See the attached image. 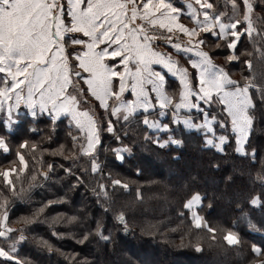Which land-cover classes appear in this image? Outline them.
I'll list each match as a JSON object with an SVG mask.
<instances>
[{"label": "trees", "instance_id": "obj_1", "mask_svg": "<svg viewBox=\"0 0 264 264\" xmlns=\"http://www.w3.org/2000/svg\"><path fill=\"white\" fill-rule=\"evenodd\" d=\"M211 2L215 4L216 0ZM253 2L255 16L262 9L257 0ZM255 26L264 30V15L256 20ZM253 35L259 38L258 33ZM208 39L214 42L211 36ZM256 47L260 48L261 44L257 43ZM205 50L210 51L214 63L226 68L232 79L243 84L242 77L253 76L257 85L264 84V60L254 52L246 35L238 42L236 52H253L252 57L245 55L225 63L218 59L228 54L226 47ZM70 51L67 46L66 53ZM244 59L251 60V70L243 63ZM70 60L73 59L70 57ZM73 81L75 90L71 92L77 96L78 105L102 129L101 144L95 153L99 168L93 173L91 159L80 153L84 134L68 117L53 123L50 117H32L24 112L17 114L18 122L9 124L7 129L0 118V135L10 147L8 153L0 149V170L21 167L17 151L25 159L23 173H10L13 185H5L0 176V202L8 201L5 230H13L7 237H0V247L7 250L9 243L16 240L17 251L13 255L21 264H254L257 257L251 251L252 244L264 250V182L260 179L264 176V101L256 89L250 90L256 119L248 141L249 155L244 156L235 153L230 128V140L222 146L223 152L206 147L202 131H185L180 125L175 127L182 146L162 148L152 140L166 139V134L147 129L142 123L143 113L132 116L128 122L122 116L119 120L111 117L109 111L106 115L81 81L76 78ZM168 87L177 88L172 81H168ZM220 108L213 104L208 111L223 118ZM192 115L200 118V114ZM109 119L115 125L112 134L104 130ZM214 130L224 131L216 122ZM146 132L148 139H145ZM72 135L78 137L75 147ZM116 135L121 141L115 139ZM25 141V148L20 149L19 145ZM33 144L35 149L31 147ZM61 145L63 154L54 155L53 150ZM125 145L131 152L123 153V161H118L111 150ZM253 148L255 159L251 155ZM213 162L219 167L213 168ZM49 164L53 166L51 170ZM66 168L70 172L66 173ZM113 178L127 183L128 188L112 186ZM101 183L105 185L103 192L99 187ZM30 185L34 186L29 188ZM22 189L28 191L20 199L14 193H21ZM195 193L202 196L197 213L210 226L222 228L225 233L227 230L235 232L240 239L238 245H228L223 240L225 233H209L206 228L197 229L193 225L184 204ZM247 193L260 194L261 205L250 206L243 198ZM238 200L240 208H237ZM48 201L53 203L48 205ZM42 206L43 213L31 222L21 219L32 216L34 210ZM57 214L62 215L60 223L52 220ZM121 214L128 225L127 232L115 219ZM98 219H102V233H111L110 242L95 235L93 229ZM149 225L154 227L149 228ZM21 230L26 236L23 241L19 240ZM54 232L62 235H54ZM85 232L91 235L82 243L78 242ZM43 241L51 244V250ZM197 244L200 251L196 250ZM0 264H15V261L0 258Z\"/></svg>", "mask_w": 264, "mask_h": 264}, {"label": "snow or ice", "instance_id": "obj_2", "mask_svg": "<svg viewBox=\"0 0 264 264\" xmlns=\"http://www.w3.org/2000/svg\"><path fill=\"white\" fill-rule=\"evenodd\" d=\"M257 2L261 5L262 12L254 16L256 5L253 0H216L215 4L211 0H186V15L191 20L190 25H186L180 21L182 10L169 0H67L66 5L63 0H0V74H3L0 108L12 101L8 104L9 115L4 127L7 129L12 121L13 110L21 104L33 117L36 116L37 109L41 113H47L53 123L61 115L67 114L81 134L86 132L80 143V153L91 159L92 172H97L99 162L95 153L97 146L101 144L102 129L98 128L96 120L87 111L78 109V98L69 90L74 83L72 78L75 77L77 81L83 80L87 92L99 101V107L104 109L106 115L110 107L111 117L119 120L122 116L128 122L132 114L142 110L143 125L149 130L166 134V139L152 140L162 148L169 145L182 146V140L176 136L178 128L174 127L182 125L185 131H202L204 145L223 152L222 146L230 140V128L235 153L247 156L248 141L256 119L254 98L250 90L255 88L261 101H264V84L257 85L253 76L242 77L243 84L232 79L223 65L214 63L210 51L205 48L226 47L228 54L223 58L225 63L237 61L245 55L252 57L253 52H236L238 42L246 35L254 52L264 60V51L261 50L264 49V30L255 26L256 20L264 15V0ZM156 29L182 34L186 40L183 44L174 42L172 36L164 37ZM253 33H258L259 38L254 37ZM73 34H81L82 38ZM209 36L214 38V42L208 39ZM158 39L166 40L176 53H191L198 57V60H188L190 67L195 69L196 85L193 86L190 82L188 68L180 67L171 54L157 49L155 42ZM257 43L261 44L260 48L256 47ZM69 44L80 46V50L73 49L66 53ZM70 57H74L71 64ZM243 63L251 70L250 59H244ZM154 65L166 69L168 74L179 80L178 99L175 92L166 90V75L156 70ZM126 91L131 92L133 99L125 100L123 94ZM152 94H155L154 102ZM110 100H114L111 105ZM213 104L222 106L220 112L223 118L208 111ZM181 110H195L202 114V123L190 112L182 116ZM168 113L171 114L169 122L159 119ZM214 122L219 129L224 130L222 133L214 130ZM104 130L114 133L115 125L111 119ZM148 138L146 132L145 139ZM77 139L76 135H72L73 147ZM115 139L121 141L119 135ZM26 144L27 141L21 143L19 148H25ZM31 147L35 149L36 145ZM0 149L4 153L10 151L3 135H0ZM111 151L118 161H123V153H130L131 149L125 145ZM63 152V145L53 150L54 155H62ZM251 155L255 159L254 148ZM16 156L21 165L18 170L15 167L0 170L5 185H13V181L9 179L10 173L25 171L24 156L20 151L16 152ZM211 166L219 167L214 162ZM52 167V164L48 165L49 170ZM65 172H70V169L66 168ZM260 179L264 182V176ZM111 185L128 188L127 183H122L117 178L111 179ZM32 186L34 185L29 188ZM99 187L103 192L105 185L101 183ZM27 191L28 189H22L21 193L14 195L23 199ZM243 198L252 207H258L262 203L260 194L247 193ZM52 203L53 201L47 202L48 205ZM7 204L6 199L0 202V237H7L13 231L11 228H4L8 218ZM201 204L200 193L193 194L184 204V208L189 210L193 225L197 229L206 228L209 233H225L222 228L210 226L195 211L196 206ZM240 207L241 202L238 200L237 208ZM43 211L42 206L35 209L32 216L21 219L25 223L31 222ZM115 219L124 225V231L127 232L125 217L121 214ZM52 220L60 223L62 215L57 214ZM102 227V219H98L93 229L95 235L102 241L110 242L111 233L104 235ZM21 232L19 240L23 241V230ZM53 234L62 235L55 232ZM89 235L90 232H85L83 239L78 242L82 243ZM215 238L213 235L212 239ZM223 240L230 246L240 243L238 235L231 230L223 234ZM43 244L51 250L52 246L48 241H43ZM196 250L200 251L198 244ZM16 251L17 241L12 240L7 250L0 247V257L21 264L13 255ZM251 251L257 257L254 264H264V250L252 244Z\"/></svg>", "mask_w": 264, "mask_h": 264}, {"label": "crops", "instance_id": "obj_3", "mask_svg": "<svg viewBox=\"0 0 264 264\" xmlns=\"http://www.w3.org/2000/svg\"><path fill=\"white\" fill-rule=\"evenodd\" d=\"M63 2L65 3V5L67 4V0H63ZM139 2V0H138ZM169 2H171L175 7L177 8H180L182 10L181 14H180V21L182 23H185L186 25H190L191 23V20H190V17H188L186 14L188 12V9L186 8V0H169ZM73 35H76L78 37H81V34H73ZM86 39V38H85ZM69 46V49H71L73 51V49H75L76 51H79L80 50V46H73L71 44L68 45ZM67 49V48H66ZM158 50L162 51V52H165L166 54H170L169 51H171V55L173 56V59L177 61L178 65L180 67H185V68H188V72H189V78H191L190 82L191 84L196 85L197 81H196V77H195V69H192L190 67V65L188 64V60L189 59H192V60H198V57L194 56L193 54L191 53H176L175 50L171 49L170 47H167V51H165V49L163 50L162 48H157ZM162 49V50H161ZM66 51V50H65ZM70 51V52H72ZM71 59H74V57H71ZM71 60H70V64H71ZM111 63V61H110ZM156 70L158 71H161L162 74H165L166 75V82H165V88L168 92H175V95H176V98L178 99V93H179V80L173 76H171L170 74L167 73V70L166 69H162L160 68V66L158 65H154L153 66ZM86 75V74H85ZM75 77H73L72 79L74 80ZM81 83L83 84V80L80 79ZM168 81H172L174 85L177 86V88H170L168 87ZM84 88L86 89L87 91V86L84 85ZM0 87H3V74H0ZM70 91H74L75 90V87H74V83L72 85H70V88H69ZM88 93V92H87ZM88 95L97 102L98 106H99V101H97L94 97H92L89 93ZM124 98L125 100L127 99H133V97L131 96V92L130 91H126L124 94ZM152 98H153V102H154V99H155V94H152ZM192 99L194 100L195 98L192 97ZM114 102V100H110V105L111 103ZM12 103V101H8L7 103L4 104V106L2 108H0V118H2L5 122V120H7L8 118V104ZM219 108L222 107L218 104H216ZM203 106V105H202ZM77 107L80 111H85L83 110L77 103ZM104 110V109H103ZM109 112L111 111V108L109 107ZM151 111V110H150ZM157 111H159L157 109ZM27 113L29 116H31L28 112V109L23 105L21 104V106L19 108H16L13 110L12 112V120L15 119V116H17V114H21V113ZM196 113V114H200L198 113L197 111L195 110H181V115H187L188 113ZM140 113H143L142 110H139L138 112L132 114V116L136 115V114H140ZM36 115H46L47 117H50L47 113H41L38 109H37V113ZM170 116L171 114L168 113L165 117H162V118H159L161 119L163 122L167 123L169 122V119H170ZM194 117V115H192ZM33 117V116H32ZM63 117H68L69 120H70V117L67 115V114H63L61 115L59 118H63ZM58 118V119H59ZM199 122L202 123L203 121V116L202 114H200V118L198 119ZM215 123V122H214ZM182 126V125H181ZM183 127V126H182ZM154 131V130H152ZM84 135H86V132L84 133ZM4 228H6L5 224H4ZM0 258H3V257H0ZM5 259V258H4Z\"/></svg>", "mask_w": 264, "mask_h": 264}, {"label": "built area", "instance_id": "obj_4", "mask_svg": "<svg viewBox=\"0 0 264 264\" xmlns=\"http://www.w3.org/2000/svg\"><path fill=\"white\" fill-rule=\"evenodd\" d=\"M156 32L159 33V34H162L164 37L172 36L174 42H179V43H182V44H183L184 41L186 40V39H183V38H179V37H177V36H173V35H171V33H168V32L165 31V30L156 29ZM150 34H151V33H150ZM155 43H157V44H162V45L168 44V43L166 42V40H163V39H158ZM21 234H22V233L19 234V237L21 236ZM23 236H24V240H25V239H26L25 234H23Z\"/></svg>", "mask_w": 264, "mask_h": 264}, {"label": "rangeland", "instance_id": "obj_5", "mask_svg": "<svg viewBox=\"0 0 264 264\" xmlns=\"http://www.w3.org/2000/svg\"><path fill=\"white\" fill-rule=\"evenodd\" d=\"M166 31V30H165ZM171 35H173V36H177V37H179V38H183V39H186V37H184L182 34H179V33H174V34H172L171 33ZM156 44V47L157 48H162L163 50L165 49V51H167V47H170V45L169 44H165V45H162V44H157V43H155ZM171 48V47H170ZM161 49V50H162ZM214 48H211L210 50H213ZM169 53L171 54L172 52L171 51H169ZM219 61H224V59L223 58H219L218 59ZM216 105V104H215ZM217 106V105H216ZM218 107V106H217ZM44 116H46V115H44ZM18 122V120L17 119H14V120H12L9 124H16ZM74 124V123H73ZM75 125V124H74ZM181 126V125H180ZM8 127H9V125H8ZM175 127V126H174ZM199 206L200 205H198V206H196V208H195V211L197 212V208H199ZM20 234V233H19Z\"/></svg>", "mask_w": 264, "mask_h": 264}]
</instances>
